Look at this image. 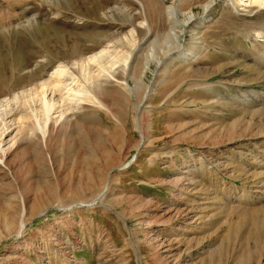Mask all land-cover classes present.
Returning a JSON list of instances; mask_svg holds the SVG:
<instances>
[{
	"label": "rangeland",
	"instance_id": "rangeland-1",
	"mask_svg": "<svg viewBox=\"0 0 264 264\" xmlns=\"http://www.w3.org/2000/svg\"><path fill=\"white\" fill-rule=\"evenodd\" d=\"M170 1L199 16L208 0H0V102L13 108H38L41 83L62 61L76 72L79 53L130 58L100 78L103 106L69 112L46 144L10 129L0 264H208L222 249L221 264H239L247 248L264 264L244 241L264 207V11L218 4L176 40ZM179 41L190 58L158 64Z\"/></svg>",
	"mask_w": 264,
	"mask_h": 264
},
{
	"label": "bare ground",
	"instance_id": "bare-ground-1",
	"mask_svg": "<svg viewBox=\"0 0 264 264\" xmlns=\"http://www.w3.org/2000/svg\"><path fill=\"white\" fill-rule=\"evenodd\" d=\"M170 3L171 5H169L168 8L166 7V9L168 10V21L171 23L170 33L168 36H172L176 40L180 36L188 34L189 28L193 23H197L199 21L202 23L205 22L206 17L213 11V9L218 4H221V7L224 11H230V15H240L244 13L249 16H257L258 14L264 11V0H208L206 3L203 2L200 5L202 13L199 16L195 15L194 10L192 8H190L185 13H181L180 7H178L174 1H170ZM75 4V2H71V6H74ZM10 26L11 25H9V27ZM254 36L256 38H264V32L258 31ZM178 44L179 46L171 45L169 50H167L163 54V59L159 58L157 63L160 65L165 64V60L168 59L169 56V59L172 60V55L175 53L181 56L183 59L188 60L190 58V55H192L191 53L193 51H189L188 49H186L185 45L181 47L180 45H182V43L180 41ZM110 56V52L107 51V49H104L100 53L94 54L90 57L85 56L83 53H79V59H76L73 62L70 61V63L72 62V66L76 68H74L75 70H77L76 72H73L74 70L68 67L71 65L70 63V65H66L67 62L62 63V61L57 66V68L54 69L50 77L48 76V80L41 83L40 87H42V89L40 91V94L37 96V99H35L36 102L39 103L38 108H34V106L26 100L22 103H17L14 106L15 108H13V105L10 103L9 100H2L0 102V129L2 130V134L0 136V155L3 156L6 153V151L2 149V146L4 144V140H6V137L11 132V128L17 129V133L19 134L22 132V130H25L27 128H30L29 131L31 132H35L36 130L41 134L43 144H46V137L50 136L51 133L55 131V128L58 124H61L63 121L66 120L69 112L76 111L82 108L85 103L103 106L102 102L98 98L99 95H97L96 91V89L101 88V82H99L100 78H108L106 82L110 80V76L111 78H115V73H110V66L113 67L119 64L120 62H123L125 66V68L123 69L126 70L130 60L128 56H124L116 57V60L114 59L115 61H112V59L110 60ZM193 59H196V57H194ZM107 63H109L108 66H106ZM94 67H99L100 69H102V72L99 76L93 75L92 70ZM13 100L19 102L20 98L16 95ZM57 109H61L58 116L55 118H51L52 113ZM19 113L21 114V117L16 122L12 119V117L14 115L17 116ZM51 129L52 131L50 132ZM16 138L17 136L14 138H9L6 142H12L14 145L17 142ZM0 162L4 164L1 159ZM106 195L107 192L105 193V196ZM95 204L96 202L93 204L91 203L88 206H94ZM78 207H80V205ZM252 219L254 222V229H249L246 232L247 239L245 238L244 241H254V247L257 254L263 257L264 207H262L261 210L253 213ZM243 221L244 220H241L240 222H237L236 225H233V231L229 232V235L224 239L227 242L224 245L225 248L229 247V242H231L233 236L240 233L241 230L246 226L247 222L245 223V221ZM25 230L26 226L22 224L20 227L19 236L22 237ZM226 244H228L227 247ZM242 247L244 246L242 245ZM217 249H219V247H217ZM217 249L215 250L217 251ZM226 253L228 252L226 251ZM226 253H223V249L218 251L216 255L217 257L215 256L210 259V262L208 264H217L218 262V264H221V260L225 259ZM252 254L253 253L251 252V250L247 248V252L245 251V254H243V258L239 259V264H249L250 261L254 259Z\"/></svg>",
	"mask_w": 264,
	"mask_h": 264
}]
</instances>
